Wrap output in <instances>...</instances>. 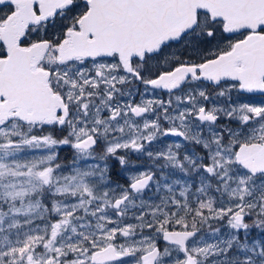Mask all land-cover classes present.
<instances>
[{"label": "snow or ice", "instance_id": "1", "mask_svg": "<svg viewBox=\"0 0 264 264\" xmlns=\"http://www.w3.org/2000/svg\"><path fill=\"white\" fill-rule=\"evenodd\" d=\"M0 264H264V0H0Z\"/></svg>", "mask_w": 264, "mask_h": 264}]
</instances>
